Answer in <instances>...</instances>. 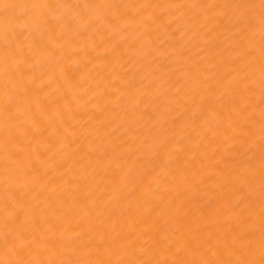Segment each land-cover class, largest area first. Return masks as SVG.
Here are the masks:
<instances>
[{
  "label": "bare ground",
  "instance_id": "6f19581e",
  "mask_svg": "<svg viewBox=\"0 0 264 264\" xmlns=\"http://www.w3.org/2000/svg\"><path fill=\"white\" fill-rule=\"evenodd\" d=\"M0 264H264V0H0Z\"/></svg>",
  "mask_w": 264,
  "mask_h": 264
}]
</instances>
